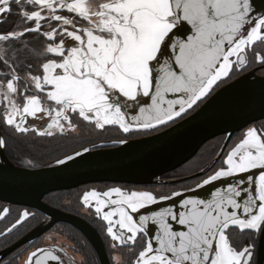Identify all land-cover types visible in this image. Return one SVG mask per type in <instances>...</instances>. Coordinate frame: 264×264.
<instances>
[{
	"label": "snow or ice",
	"instance_id": "6c2138e0",
	"mask_svg": "<svg viewBox=\"0 0 264 264\" xmlns=\"http://www.w3.org/2000/svg\"><path fill=\"white\" fill-rule=\"evenodd\" d=\"M27 5L31 9L24 0H0V17L16 14L32 22L0 34V42L20 41L26 33L45 38L36 50L35 72L28 46L19 54L28 59L23 77L15 61L4 60L11 70L0 80V102L6 101L0 121L19 133H72L79 121L97 129L115 125L124 133L156 129L198 107L236 71L252 64L264 68V11L254 9L253 0H27ZM13 6L20 11L13 13ZM167 93L178 98L166 99ZM136 107L139 114L129 118ZM5 143L0 139V147ZM90 151L57 158L56 164ZM223 164L197 187L223 179L227 189H217L211 200H183L185 211L150 207L179 192L158 198L151 191L114 187L87 191L82 200L86 206L95 202L113 242L135 245L143 239L134 264H264V124L249 127ZM110 206L115 207L104 211ZM141 209L151 214L137 222L133 214ZM28 216L24 211L16 224ZM169 218L186 230L174 231ZM150 220L159 235L152 236ZM236 230L244 243L235 242ZM42 251L32 252L26 264ZM49 258L57 259L47 253L35 264Z\"/></svg>",
	"mask_w": 264,
	"mask_h": 264
},
{
	"label": "flooded vegetation",
	"instance_id": "af4514ba",
	"mask_svg": "<svg viewBox=\"0 0 264 264\" xmlns=\"http://www.w3.org/2000/svg\"><path fill=\"white\" fill-rule=\"evenodd\" d=\"M24 3L26 9H31V6L27 5V0H24ZM18 11H20V9L13 6V13ZM63 12L65 15H68L66 9L63 10ZM43 14L47 15V12ZM0 21H2L0 22V34L13 30L20 31L25 24L32 23L23 21L22 17L16 14H5L0 17ZM42 24H44V28L46 29L47 24L44 22H42ZM44 42L45 38L35 33H26L20 41L0 42V80L5 79L11 70L10 67L4 64V60L8 61V65H13V61H15L16 71L21 77L28 71L26 67L28 59L19 55L24 52L25 46H28V51L31 53L29 59L33 64L32 70L35 72V65L38 63L36 57L39 55L36 50L41 49ZM252 72H255L257 76L264 77V68H261L258 64H252L243 70L236 71L231 76V79H226L222 82L219 87L215 89L214 93L198 107L189 110L187 114L167 125L170 127L194 114L220 89ZM2 91L3 89H0V92ZM21 92H24L23 88H21ZM20 102V99L17 98V103ZM5 105L6 101L0 102V113L3 112ZM32 120V117H28L29 123H31ZM41 124L42 122L40 121L36 122L37 127H40ZM262 124H264V120L256 122L249 127H260ZM167 125L158 126L156 129L151 130H134L130 133H124L115 125L106 126L104 129H97L89 122L79 121V127L76 132L65 134L57 133L49 137L39 136L32 131L28 133H19L16 132L14 128L0 121V131L6 142L5 150L9 160L21 167L35 169L33 165H55L57 158H64L66 155H74L75 152L83 151L84 148L92 150L111 148L120 144V141L128 142L151 137L169 128ZM248 128L235 135L230 141H228L229 137L222 136L208 143L200 151V156L198 154V158H195L199 159V169L193 174L186 177H182L183 175H181V177L178 178L168 175L163 178L165 181H177L203 173L198 179L177 185L154 187H139L111 183L87 185L78 189L52 194L44 201L50 207L78 217L92 226L102 240L110 264H134L136 254L143 246V239L138 237L135 245L131 243L121 244L119 241L113 242L110 235L107 233V221L102 219V215L96 214L94 201L91 202L93 206L84 205L82 200L83 194L91 190L103 193L114 187H119L127 192L151 191L156 194L158 198L160 196L171 197L172 194L176 192L181 194L188 193L198 188V184H201L204 179H207L208 176L224 166L223 161L228 152L241 139ZM29 161H31V164L28 163ZM112 198L116 199L117 197L113 196ZM112 207L115 206L105 208L104 211H111ZM5 208L8 209L7 213H3V209ZM24 211H27L29 216L23 219L19 224H16V221L20 219ZM139 214L140 212L133 214V216L137 217ZM116 219H118V216L113 217L114 221ZM50 220L51 218L33 209L9 205L0 201V264H26L30 254L39 249H43V251L38 252V256L33 258V264H35L37 258L43 259L47 253H51V255L56 256L57 259L52 260L49 258L45 261V264H102L96 247L78 229L68 224L56 223L42 237L23 243V241L37 228ZM13 224H16L14 228L12 227ZM10 228L11 231H8ZM114 231H119L118 225L114 226ZM234 240L236 243L242 244L245 242L246 238L236 230L234 232ZM114 243L116 244L115 247H113ZM155 246L154 244V247Z\"/></svg>",
	"mask_w": 264,
	"mask_h": 264
},
{
	"label": "water",
	"instance_id": "95a60500",
	"mask_svg": "<svg viewBox=\"0 0 264 264\" xmlns=\"http://www.w3.org/2000/svg\"><path fill=\"white\" fill-rule=\"evenodd\" d=\"M253 7L264 11V0H253ZM254 14L258 15L259 12ZM176 98L178 94H166V99ZM142 99L148 104L151 103L147 97ZM138 114L139 107H136L129 112V118ZM262 120L264 77L252 72L220 89L197 112L166 131L151 137L120 143L111 148L91 149L67 165L56 164L41 169L22 168L9 160L5 146L0 147V201L33 209L51 218L23 243L42 237L56 223H64L78 229L87 237L96 247L102 264H110L96 230L86 221L47 205L44 200L48 196L102 183L147 187L176 185L198 179L203 173L177 181H164L162 178L193 161L211 141L222 136L229 137L230 141L250 125ZM0 139H3L1 131ZM227 187L228 184L222 179L150 207L157 212L167 209L174 212L185 211L186 209L180 206L183 200H211L212 193L217 189L226 190ZM139 212L140 214L134 217L137 222L140 215L151 214L145 209ZM169 223L174 231L186 230L171 218ZM148 228L153 237L159 235L158 224L150 220Z\"/></svg>",
	"mask_w": 264,
	"mask_h": 264
},
{
	"label": "trees",
	"instance_id": "16d2710c",
	"mask_svg": "<svg viewBox=\"0 0 264 264\" xmlns=\"http://www.w3.org/2000/svg\"><path fill=\"white\" fill-rule=\"evenodd\" d=\"M200 156V154H199ZM198 158V157H197ZM195 163H199V159H195L194 161H192L191 163H189L187 166H185L184 168L171 173L169 175L171 176H175V177H181V175H183L182 177H186L188 175L193 174L195 171H197L199 169V166L197 165V167L195 169H191L190 166L194 165ZM50 166H54V165H41L38 167H35V169H40V168H45V167H50ZM168 176V175H167Z\"/></svg>",
	"mask_w": 264,
	"mask_h": 264
},
{
	"label": "rangeland",
	"instance_id": "374dc122",
	"mask_svg": "<svg viewBox=\"0 0 264 264\" xmlns=\"http://www.w3.org/2000/svg\"><path fill=\"white\" fill-rule=\"evenodd\" d=\"M197 165L199 166V163H195L194 165L190 166V168L195 169ZM38 166H41V165H33V167H38Z\"/></svg>",
	"mask_w": 264,
	"mask_h": 264
},
{
	"label": "bare ground",
	"instance_id": "6f19581e",
	"mask_svg": "<svg viewBox=\"0 0 264 264\" xmlns=\"http://www.w3.org/2000/svg\"><path fill=\"white\" fill-rule=\"evenodd\" d=\"M12 163H13V162H12ZM14 164H15V163H14ZM15 165H16V164H15ZM187 165H188V164H187ZM187 165H185V166H187ZM16 166H19V165H16ZM185 166H184V167H185ZM19 167H21V166H19ZM184 167H182V168H184ZM22 168H24V167H22ZM182 168H181V169H182Z\"/></svg>",
	"mask_w": 264,
	"mask_h": 264
}]
</instances>
